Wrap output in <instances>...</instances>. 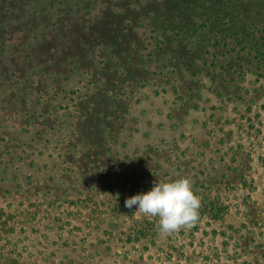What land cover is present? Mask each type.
Masks as SVG:
<instances>
[{"label": "rangeland", "instance_id": "374dc122", "mask_svg": "<svg viewBox=\"0 0 264 264\" xmlns=\"http://www.w3.org/2000/svg\"><path fill=\"white\" fill-rule=\"evenodd\" d=\"M0 264H264V0H0Z\"/></svg>", "mask_w": 264, "mask_h": 264}, {"label": "clouds", "instance_id": "9594fccd", "mask_svg": "<svg viewBox=\"0 0 264 264\" xmlns=\"http://www.w3.org/2000/svg\"><path fill=\"white\" fill-rule=\"evenodd\" d=\"M159 217L158 229L169 234L191 228L198 219L200 199L194 194L187 177L153 183L146 192L137 193L124 201V207Z\"/></svg>", "mask_w": 264, "mask_h": 264}]
</instances>
